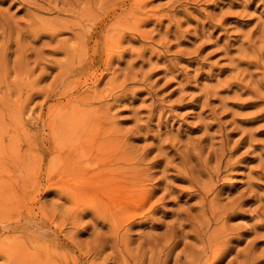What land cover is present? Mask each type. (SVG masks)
Listing matches in <instances>:
<instances>
[{"label":"rangeland","instance_id":"374dc122","mask_svg":"<svg viewBox=\"0 0 264 264\" xmlns=\"http://www.w3.org/2000/svg\"><path fill=\"white\" fill-rule=\"evenodd\" d=\"M0 264H264V0H0Z\"/></svg>","mask_w":264,"mask_h":264},{"label":"bare ground","instance_id":"6f19581e","mask_svg":"<svg viewBox=\"0 0 264 264\" xmlns=\"http://www.w3.org/2000/svg\"><path fill=\"white\" fill-rule=\"evenodd\" d=\"M147 5V4H146ZM133 181V180H132ZM62 182V181H61ZM134 184V183H133ZM136 184H138L137 182H136ZM65 195V194H64ZM65 199V198H64ZM66 200H67V197H66ZM69 200V199H68ZM78 213V212H77ZM82 213V212H81ZM80 214V213H79ZM78 215V214H77ZM81 215V214H80ZM134 221V220H133ZM134 223V222H133ZM30 227V226H29ZM5 239V238H4ZM23 242H25V241H23ZM29 253V252H28ZM30 254V253H29ZM34 256V255H33ZM36 258V257H35ZM38 260V259H37Z\"/></svg>","mask_w":264,"mask_h":264}]
</instances>
